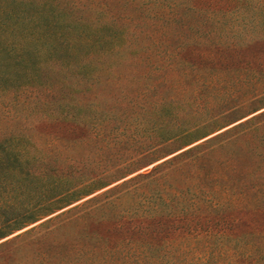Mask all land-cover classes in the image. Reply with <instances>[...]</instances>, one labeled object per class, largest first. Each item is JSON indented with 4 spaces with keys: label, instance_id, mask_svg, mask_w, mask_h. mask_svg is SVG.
<instances>
[{
    "label": "rangeland",
    "instance_id": "1",
    "mask_svg": "<svg viewBox=\"0 0 264 264\" xmlns=\"http://www.w3.org/2000/svg\"><path fill=\"white\" fill-rule=\"evenodd\" d=\"M101 9L94 0H0V22L14 24L15 16L7 18V13L27 10L37 14L44 10L48 15L39 16L42 24L51 15L60 21L75 14L97 24L108 16L106 12L101 15ZM229 36L222 40L237 48L218 52L220 62L216 57H211L214 61L210 63L193 52H182L160 61L152 56L145 64L142 60L147 54L125 52L115 57L113 68H78L77 73L68 72L59 60L46 62L43 48L42 56H26L39 79L24 85H8L14 82L13 75L31 76L17 72L19 63L1 52L0 149L8 159L0 166V264H50L54 246L84 243L85 230L75 220L77 216L136 184L167 177L171 188L191 189L197 179L185 160L166 162L218 135L220 138L206 148L218 151L207 161L215 163L221 158L227 173L238 180L227 188L225 196L240 210L233 213L228 208L227 214L239 220L241 231H264V195L256 192L264 191V12L256 27L244 31L240 39ZM217 43L215 39L201 45ZM172 97L175 103L162 105ZM227 109L231 111L225 114L220 130L200 142L183 150L161 146L165 132L173 130L176 123L189 125L192 118L204 119ZM16 151L48 156L45 164L37 162L32 171L46 164L64 176L79 177L83 171L86 177L78 178L77 185L89 181V176L114 181L71 205L58 204L52 213L36 211L44 214L37 221L19 222L17 217L26 208L17 200L22 196L46 200L53 194L43 190L48 183L42 188L39 180L17 177L12 170ZM149 153L152 155L147 156ZM69 166L75 167L68 170ZM133 167L139 169L119 178ZM213 167L211 174L216 176L219 168ZM139 175L147 176L124 186ZM258 198L263 209L256 211L252 208ZM7 200L10 206H3ZM76 206L79 208L74 210ZM95 229L91 227V231ZM263 257L260 262H264Z\"/></svg>",
    "mask_w": 264,
    "mask_h": 264
},
{
    "label": "trees",
    "instance_id": "2",
    "mask_svg": "<svg viewBox=\"0 0 264 264\" xmlns=\"http://www.w3.org/2000/svg\"><path fill=\"white\" fill-rule=\"evenodd\" d=\"M94 3L102 8L99 11L101 15L108 14L97 24L76 14L67 15L60 21L51 15L42 24L39 16L48 15L44 10L37 14H30L27 10L5 14L7 18L15 16V22H0V53L19 63L17 72L31 76L26 80L13 75L14 82L8 85H24L39 79L26 56H42L43 48L47 51L46 62L59 60L62 67L71 73H77L78 68L81 71L113 68L117 62L115 57L125 52L147 54L142 60L145 64L152 56L160 61L166 55L171 57L182 52H193L205 62L214 61L211 57L220 62L218 52L237 48L236 44L222 39L229 35V38L240 39L244 31L256 27L261 12H264V0H94ZM215 39H218L215 45H201ZM174 99L172 97L162 105L175 103ZM230 111L227 109L204 119L192 118L189 125L181 121L176 123L173 130L165 132L161 146L163 149L175 146L177 150H183L200 142L220 130L225 114ZM219 136L166 162L185 160L197 179L191 189L171 188L165 175L164 179L155 177L128 188L122 195L93 211L77 216L75 220L85 230L84 243L74 241L66 246H54L50 264H264L260 262L264 255V231H241L239 220L227 214L228 208L233 213L240 210L239 206H232L225 196L227 188L238 182L236 176L227 173L221 158L215 163L207 161L208 156L218 150L206 148ZM16 152V163L11 169L17 177L39 180L42 188L48 183L43 190L53 194L46 200L25 196L17 200L21 208H26L25 213L18 215L19 222L37 221L44 214L36 211L52 213L58 204L71 205L114 181H103L101 175L89 176V181L77 185L75 181L78 178L86 177L82 169L79 177H71L68 173L64 176L56 168H49V164L32 171L37 162H46L48 156ZM7 159L0 149V166ZM214 164L219 168L216 176L211 174ZM138 169H128L119 178ZM146 176H136L124 186ZM99 182L101 184L96 186ZM256 192L264 195L261 189ZM261 202L262 199L258 198L252 209H263ZM10 204L9 200L2 203L3 206ZM77 208L79 206L74 210ZM92 226L96 228L94 231H91Z\"/></svg>",
    "mask_w": 264,
    "mask_h": 264
}]
</instances>
